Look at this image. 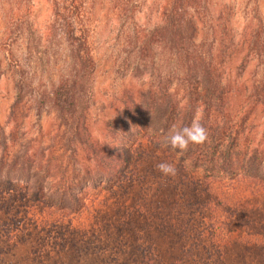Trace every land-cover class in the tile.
<instances>
[{"label": "trees", "instance_id": "1", "mask_svg": "<svg viewBox=\"0 0 264 264\" xmlns=\"http://www.w3.org/2000/svg\"><path fill=\"white\" fill-rule=\"evenodd\" d=\"M87 3L50 0L43 33L61 45L63 63L35 91V113L46 102L55 111L51 142L33 151L26 138L11 148L13 131L0 125V264H264L260 18L225 52L212 23L216 0H162L161 21L138 28L137 56L151 66L141 92L122 91L97 137L87 114L96 65ZM27 38L26 49L38 48ZM161 50L165 65L154 72ZM7 53L16 75L11 121L33 80ZM41 58L32 55L28 69ZM251 60L254 72L243 77ZM197 119L203 143L183 152L165 146L173 128ZM162 162L176 174L163 176ZM22 247L26 263L16 256Z\"/></svg>", "mask_w": 264, "mask_h": 264}, {"label": "rangeland", "instance_id": "2", "mask_svg": "<svg viewBox=\"0 0 264 264\" xmlns=\"http://www.w3.org/2000/svg\"><path fill=\"white\" fill-rule=\"evenodd\" d=\"M162 0H88L86 5V26L89 33V43L95 59V70L91 83V97L88 106V119L94 135L100 137L103 120L114 113L117 98L125 88L141 92L143 82L151 70L150 65H143L137 56L136 37L140 26L151 27L161 21L159 5ZM217 8L212 14V23L218 39L223 42L225 52L229 51L236 36L243 31H251L257 18L262 21L264 31V0H216ZM50 0H0V125L5 131H13V136L7 138L12 148L18 141L29 138L33 151H38L40 145L51 142L52 135L58 129L55 111L46 102L40 115L35 113V91L42 89L55 81L61 68L62 48L53 40L45 39L43 28L50 20ZM20 24L15 26L14 21ZM219 25V27H218ZM30 26L32 30L27 27ZM38 40V48L31 43L32 50L24 44L28 35ZM223 37H222V36ZM221 37V38H220ZM23 48H25L23 50ZM10 49L18 58L22 67L29 70V78L33 80V90H25L22 98L14 107L15 117L8 121L12 102L15 98V67L7 53ZM160 50V49H159ZM233 54V51H231ZM32 55L41 56L37 60L35 70L28 69ZM153 71L160 69L163 51H157ZM240 54L239 56H241ZM239 58L228 60L227 65L235 66ZM225 61V59H224ZM256 60L245 65L243 77L254 72ZM159 67V68H157ZM34 70V72H33ZM235 70L230 69V76ZM28 75V73H27ZM236 101L241 100L236 96ZM17 258L26 263L27 250L22 247L17 250Z\"/></svg>", "mask_w": 264, "mask_h": 264}, {"label": "clouds", "instance_id": "3", "mask_svg": "<svg viewBox=\"0 0 264 264\" xmlns=\"http://www.w3.org/2000/svg\"><path fill=\"white\" fill-rule=\"evenodd\" d=\"M206 139L207 131L197 119L188 125L173 128L171 134L165 136L164 144L173 150L183 152L188 149L190 144H201ZM156 168L163 176H174L176 174L175 167L170 163H159L156 165Z\"/></svg>", "mask_w": 264, "mask_h": 264}]
</instances>
